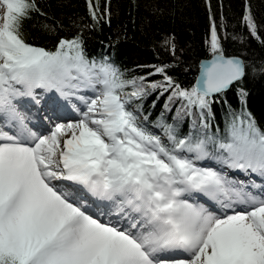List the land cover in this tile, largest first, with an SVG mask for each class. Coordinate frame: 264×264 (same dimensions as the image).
Instances as JSON below:
<instances>
[{"label": "snow or ice", "instance_id": "snow-or-ice-1", "mask_svg": "<svg viewBox=\"0 0 264 264\" xmlns=\"http://www.w3.org/2000/svg\"><path fill=\"white\" fill-rule=\"evenodd\" d=\"M87 2L101 19L99 0ZM39 11L36 0H0V117L18 128L0 130V264H264V184L230 177L264 178V130L251 114L234 115L220 135L178 138L167 125L165 143L129 109L146 94L145 78L89 60L79 36L53 51L27 42L23 21ZM209 12L212 58L196 85L182 88L167 66L150 73L163 83L147 85L171 89L169 100H182L189 115L198 110L204 129L214 95L246 75L241 59L224 54L210 0ZM243 21L260 40L250 8ZM43 94L78 119L33 131L15 101L39 104ZM209 157L218 169L198 165Z\"/></svg>", "mask_w": 264, "mask_h": 264}, {"label": "trees", "instance_id": "trees-1", "mask_svg": "<svg viewBox=\"0 0 264 264\" xmlns=\"http://www.w3.org/2000/svg\"><path fill=\"white\" fill-rule=\"evenodd\" d=\"M36 2L40 11L23 21L26 41L53 51L60 39L79 36L89 60L112 63L124 79L144 77L146 94L133 99L129 109L165 143L167 125L175 129L178 138L189 133L193 137L220 135L232 117L241 113H250L264 130V0H210L224 54L241 58L246 75L227 93L212 98L211 115L206 114L203 121L206 129L201 127L198 110L189 115L182 100H169L171 89L147 85L163 83V75L150 73L155 66H167L166 74L175 83L182 88L193 87L199 62L212 56L209 0H99L98 16L102 18L98 21L90 15L87 0ZM246 8L251 10L260 40L250 34L243 21ZM170 43L175 44V54ZM240 90L246 93L245 103L241 102ZM125 91H132L131 86Z\"/></svg>", "mask_w": 264, "mask_h": 264}, {"label": "bare ground", "instance_id": "bare-ground-1", "mask_svg": "<svg viewBox=\"0 0 264 264\" xmlns=\"http://www.w3.org/2000/svg\"><path fill=\"white\" fill-rule=\"evenodd\" d=\"M91 93L89 89H83L79 95H85L88 96ZM54 100V101H53ZM75 103H78V101H73ZM17 104L18 110L25 116L28 127L31 128L33 131H43L46 128V125L44 123V113H42L43 108L42 107H48L50 105V109L54 112L53 115H49L48 112H45L46 115H49V119L51 120L59 111L65 110L67 113H72L70 106H65L66 102L63 100H60L59 97L53 95V94H43L40 98V103L36 104L34 101L31 100L29 97H20L17 101H15ZM82 107V105H80ZM0 130L4 131H10V132H17L18 128L15 125H12L11 127L7 122L4 121L2 117H0ZM199 166L205 164L203 161L197 162ZM201 164V165H200ZM208 166V165H207ZM219 168V165L217 166V169ZM250 177H253L254 180H250L247 175L241 172H230V177L235 178L237 180H243L245 182L250 183L251 181H254L257 185L264 184V180H260L258 177L255 178L254 173L249 174ZM249 191H252L253 194H259L260 189L259 188H251L249 187ZM89 197V194L85 193ZM90 200H92L89 197ZM201 202H203V198H201ZM107 202H102L98 204L100 206V212L103 214L108 209L105 208V204ZM106 218V217H105Z\"/></svg>", "mask_w": 264, "mask_h": 264}, {"label": "rangeland", "instance_id": "rangeland-1", "mask_svg": "<svg viewBox=\"0 0 264 264\" xmlns=\"http://www.w3.org/2000/svg\"><path fill=\"white\" fill-rule=\"evenodd\" d=\"M210 41V39H209ZM92 92V91H91ZM93 95V93L91 94V96ZM88 96V97H91ZM54 101V100H53ZM83 107V106H82ZM43 111L42 113H44V123L46 125V128L43 131H40L39 133L41 134H47L48 131L56 124V123H67L69 121H74L76 119H78V116L76 115V113L72 112V113H67L65 110L59 111L51 120L49 119V115H53L54 112L50 109V105H48V107H42ZM45 112H48L49 115H46ZM208 159L213 160L214 162L218 163L215 159L209 157ZM204 167H208V166H204ZM210 167V166H209ZM246 175V174H245ZM247 177L250 180H254L253 177H250L249 174H247ZM255 177H258L260 180H264L262 177L258 176L257 174H255Z\"/></svg>", "mask_w": 264, "mask_h": 264}, {"label": "water", "instance_id": "water-1", "mask_svg": "<svg viewBox=\"0 0 264 264\" xmlns=\"http://www.w3.org/2000/svg\"><path fill=\"white\" fill-rule=\"evenodd\" d=\"M227 57V56H226ZM212 58V56L210 57V58H208V59H204V60H201L200 62H199V69H198V73H197V76H196V78H195V81H194V85L193 86H195L196 85V82H197V80H198V78L201 76V65L202 64H204V63H206L208 60H210ZM229 58H232V57H229ZM235 58H239V57H235ZM239 59H241V58H239ZM242 60V59H241ZM238 82V81H237ZM237 82H235V83H237ZM234 83V84H235ZM233 84V85H234ZM233 85H231L230 87H229V89H227L225 92H223V93H227L229 90H230V88L233 86ZM222 94V93H221ZM218 95H220V94H216V95H214V97L213 98H215L216 96H218Z\"/></svg>", "mask_w": 264, "mask_h": 264}]
</instances>
